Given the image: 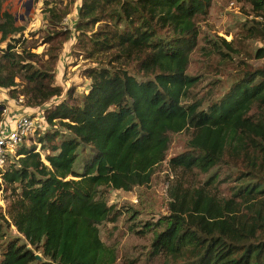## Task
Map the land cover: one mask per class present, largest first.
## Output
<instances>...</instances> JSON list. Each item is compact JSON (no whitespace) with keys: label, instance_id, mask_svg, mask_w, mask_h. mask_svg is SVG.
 <instances>
[{"label":"trees","instance_id":"16d2710c","mask_svg":"<svg viewBox=\"0 0 264 264\" xmlns=\"http://www.w3.org/2000/svg\"><path fill=\"white\" fill-rule=\"evenodd\" d=\"M247 1L261 18L255 22L263 24L264 0ZM211 2L80 1L73 50L96 65L83 70L86 92L79 97L68 90L43 110L50 126L38 137L44 160L34 145L22 144L17 158L0 169L9 192L0 240L2 224L13 225L24 239L2 240L0 264H113L115 250L102 241L99 225L114 220L115 211L102 188L148 184L167 156L170 134L180 132L189 133L187 149L169 159L173 169L207 173L226 154L248 167L230 196L211 190L218 176L202 185L176 177L163 227L146 225L162 227L151 239L153 254L165 264H264V115L253 112L254 105L264 106V48L256 53L263 66L220 98L204 107L201 98L190 101L199 78L186 72V43L197 36L196 18ZM49 8L50 26L69 13L67 5ZM22 32L0 0V88L40 106L62 89L54 84L53 67L32 66L36 55L20 46ZM52 36H60L55 51L69 39L68 32L47 38ZM55 51L48 48L52 66ZM18 79L24 82L19 90ZM252 171L263 177L253 181Z\"/></svg>","mask_w":264,"mask_h":264},{"label":"rangeland","instance_id":"374dc122","mask_svg":"<svg viewBox=\"0 0 264 264\" xmlns=\"http://www.w3.org/2000/svg\"><path fill=\"white\" fill-rule=\"evenodd\" d=\"M80 1L46 0L39 3L37 0H32L28 13L25 11L29 0L16 2L12 0L4 4L6 5L4 9L9 10L15 16L16 25L23 28L21 39L23 45L20 46L36 55L30 61L32 66L42 69L53 67L54 84L62 89L60 96H54L40 106H30L27 98L20 92L11 97L7 89L0 88V104L7 109L2 119L9 122L12 121L14 114L29 115L35 121V126L22 139L21 144L34 145L35 151H39L43 160L45 152L40 149L38 137L50 128L43 118V110L66 98L68 90L73 96L79 97L86 92L89 80L82 74L83 70L87 66L96 65L94 61L83 57L81 53L74 52L73 49L77 47L74 25L58 23L50 26L48 24L49 7L63 9L67 5L69 13L74 14ZM256 20L259 19L247 0H212L207 12L197 16V36L186 43L190 47L186 72L199 78L197 84L191 88L190 101L201 98L204 107L220 98L246 72L263 66L262 59L256 57V53L259 48H264V23L257 24ZM55 32H68L69 35L62 49L57 51L55 50L59 45L60 36L47 38L48 33ZM4 46L5 42H0V48ZM48 48L59 53L54 66L48 60ZM17 81L19 90L24 82L19 79ZM6 98H11L16 103L8 104ZM253 112L255 114L260 112V115H264V106L254 105ZM188 137V132L170 134L167 156L161 164L154 168L148 184L134 186L129 191L102 188L107 203L113 205L115 211L114 220H106L99 225L102 241L115 250L116 257L113 264H165L163 257L153 254L151 239L155 230L163 227L162 218L169 214L168 190L176 177L192 185H202L209 177L218 176V182L211 190L223 196H230L237 183L236 177L247 169L246 161L231 158L228 154L207 173H202L198 169L191 172H184L179 168L173 169L168 161L174 155L187 149ZM16 158L12 155L8 164ZM250 174L253 181L263 177L261 172L257 171H252ZM8 193L4 190L0 179V211L3 213L7 209ZM159 222L162 223V227L153 225L152 230H146L147 224L156 223L158 225ZM0 223H2L1 219ZM2 225L4 232L2 240L14 238L24 241L13 225ZM2 240H0V246ZM36 254L40 253L36 252Z\"/></svg>","mask_w":264,"mask_h":264},{"label":"built area","instance_id":"2783aa9c","mask_svg":"<svg viewBox=\"0 0 264 264\" xmlns=\"http://www.w3.org/2000/svg\"><path fill=\"white\" fill-rule=\"evenodd\" d=\"M39 3L46 0H37ZM259 19H261L259 17ZM21 101V99H19ZM6 108L2 107V116L6 112ZM44 118V117H43ZM34 120L24 113L13 115L12 121L0 120V169L3 170L10 157L16 156L17 148L22 145V139L34 129Z\"/></svg>","mask_w":264,"mask_h":264},{"label":"crops","instance_id":"0c3cea01","mask_svg":"<svg viewBox=\"0 0 264 264\" xmlns=\"http://www.w3.org/2000/svg\"><path fill=\"white\" fill-rule=\"evenodd\" d=\"M5 1V0H4ZM3 1V7L5 8V6L6 5H4V4H7L8 2H11L12 0H6L5 2ZM16 1H18V0H15V2ZM80 6V4L78 5V7ZM77 10H78V8L76 7L75 8V12H74V14H71V13H69V14H67L64 18H63V20H62V24H72V25H74V23L76 22V19H77ZM60 59H61V56H60ZM9 99V98H8ZM7 98H6V102L8 103V104H12L11 102H14V103H16L15 102V100H13V99H9L8 100ZM5 100V99H4ZM19 104V103H18Z\"/></svg>","mask_w":264,"mask_h":264},{"label":"water","instance_id":"95a60500","mask_svg":"<svg viewBox=\"0 0 264 264\" xmlns=\"http://www.w3.org/2000/svg\"><path fill=\"white\" fill-rule=\"evenodd\" d=\"M31 4H32V0H29V5L27 6V9L25 11L26 13L29 12V9L31 8ZM35 256H36V259L38 260L41 258L39 254H36Z\"/></svg>","mask_w":264,"mask_h":264}]
</instances>
